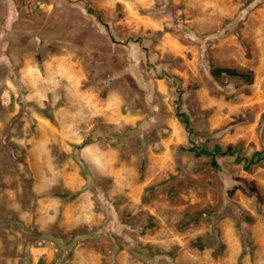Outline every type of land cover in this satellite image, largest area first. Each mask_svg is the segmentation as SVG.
<instances>
[{"label":"rangeland","instance_id":"obj_1","mask_svg":"<svg viewBox=\"0 0 264 264\" xmlns=\"http://www.w3.org/2000/svg\"><path fill=\"white\" fill-rule=\"evenodd\" d=\"M255 153L264 0H0V264H264Z\"/></svg>","mask_w":264,"mask_h":264},{"label":"trees","instance_id":"obj_2","mask_svg":"<svg viewBox=\"0 0 264 264\" xmlns=\"http://www.w3.org/2000/svg\"><path fill=\"white\" fill-rule=\"evenodd\" d=\"M212 76L215 79H219L223 76H226L228 78H239L241 80H244L246 82H251V78H250V73L248 72H239L235 69H227V68H214L211 72ZM178 117L180 120H182L185 124H186V128L189 130V134H190V140L194 139V132L191 129V123H190V118L185 115V113L183 114H178ZM195 145V144H194ZM194 149V146H192V148L190 149L191 152H197V150ZM225 154H232L230 152V149H228L225 152H222L219 148L215 149L214 151H209L206 148V145H203L202 147H200V154L196 153L197 156H205L207 159H209V161L211 162L212 165H214L216 167L217 164V156H222ZM264 160V157H262L261 153H255L252 159H248L246 158L245 161V168L248 169L251 167V165L253 164H261Z\"/></svg>","mask_w":264,"mask_h":264},{"label":"crops","instance_id":"obj_3","mask_svg":"<svg viewBox=\"0 0 264 264\" xmlns=\"http://www.w3.org/2000/svg\"><path fill=\"white\" fill-rule=\"evenodd\" d=\"M40 2V1H39ZM11 4H13V2L11 3ZM14 11L12 10V9H10L9 10V18L10 19H14ZM28 68H31V64H29V63H27L26 65H25V69H24V71L25 72H29V70H28ZM57 68V67H56ZM59 68V67H58ZM58 70V69H57ZM61 70H63V68H61ZM22 72H21V76L23 75V69L21 70ZM103 111H100L99 112V114L102 116V114H104V119H105V122H106V124H112V123H120L121 122V120H122V117H123V115H121V113L120 112H115V116H109L107 113H102ZM112 119V120H111ZM114 119V120H113ZM175 122V124H174V126H175V128H176V130H178V128L180 129V127H179V125L176 123V121H174ZM212 130L213 129H215V127H212L211 128ZM227 140V142H229V143H232V141L230 140V138H228V139H226Z\"/></svg>","mask_w":264,"mask_h":264},{"label":"built area","instance_id":"obj_4","mask_svg":"<svg viewBox=\"0 0 264 264\" xmlns=\"http://www.w3.org/2000/svg\"><path fill=\"white\" fill-rule=\"evenodd\" d=\"M4 98L7 100V99H9V96H8V95H5V97H4ZM6 100H5V101H6Z\"/></svg>","mask_w":264,"mask_h":264},{"label":"flooded vegetation","instance_id":"obj_5","mask_svg":"<svg viewBox=\"0 0 264 264\" xmlns=\"http://www.w3.org/2000/svg\"><path fill=\"white\" fill-rule=\"evenodd\" d=\"M201 147V146H200Z\"/></svg>","mask_w":264,"mask_h":264}]
</instances>
